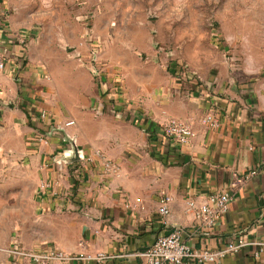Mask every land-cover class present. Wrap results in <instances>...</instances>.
I'll list each match as a JSON object with an SVG mask.
<instances>
[{
    "label": "crops",
    "instance_id": "1",
    "mask_svg": "<svg viewBox=\"0 0 264 264\" xmlns=\"http://www.w3.org/2000/svg\"><path fill=\"white\" fill-rule=\"evenodd\" d=\"M7 5L0 0V53L9 60L0 71V130L11 132L7 154L34 166L38 182L28 192L33 216L0 243V264H34L12 248L110 256L63 264H141L138 253L174 228L196 249L221 250L236 238L255 242L206 264H264V250L255 256L256 243H264V53L256 57V46L239 34L225 42L240 57H223L219 72L201 79L157 73L137 57L108 61L96 76L92 47L90 61L78 58L73 75L62 73L76 80L64 96L45 53L36 55V29ZM118 65L126 100L103 86ZM78 72L89 90L78 84ZM168 118L190 126L185 144L164 138L160 126ZM214 192L230 200L205 226L199 210ZM164 195L171 200L162 217Z\"/></svg>",
    "mask_w": 264,
    "mask_h": 264
},
{
    "label": "rangeland",
    "instance_id": "2",
    "mask_svg": "<svg viewBox=\"0 0 264 264\" xmlns=\"http://www.w3.org/2000/svg\"><path fill=\"white\" fill-rule=\"evenodd\" d=\"M5 2L20 21L36 29V55L43 58L45 53L48 67L63 92L76 80L62 73L73 75L78 58L85 56V61H90L92 47L102 72L108 61L122 63L137 57L142 63L152 62L157 73L162 70L166 75L199 79L202 74L218 73L223 57H234L233 62L240 57L225 42L233 41L239 34L256 46L251 49L256 57L264 53V0ZM117 68L110 80L106 76L103 86L106 92L116 87L122 100H126L123 72L119 65ZM84 69L92 72L88 67ZM77 76L78 84L89 90L87 76L81 72ZM66 92L64 96L68 95ZM10 137V130H0V243L9 242L26 226L27 218H32L28 192L38 182L34 166L7 154L4 143Z\"/></svg>",
    "mask_w": 264,
    "mask_h": 264
},
{
    "label": "built area",
    "instance_id": "3",
    "mask_svg": "<svg viewBox=\"0 0 264 264\" xmlns=\"http://www.w3.org/2000/svg\"><path fill=\"white\" fill-rule=\"evenodd\" d=\"M8 61L9 60L0 53V71L6 68ZM92 71L96 76L103 73L102 69L96 67H92ZM205 119L212 125L217 124V119L212 114H208ZM160 127L164 138L176 145L185 144L192 136L190 126L176 118H168L164 120ZM104 163L106 167L110 165L108 161ZM254 173L255 171L252 170L246 176L236 177L233 180V183L238 185V183L244 180V178ZM170 200L171 198L168 195H164L159 199L158 213L162 217L168 214ZM207 200L210 205H202L199 210V215L201 216L204 225L210 226L223 212L226 211L230 196L225 192H214L210 194ZM181 233L180 228H174L167 234L158 235L150 246L138 253L142 260L141 264L215 263L226 256L227 253H236L241 247L246 246L248 243H255L245 242L242 238H236L235 240L228 242L221 250H211L208 248L196 249L190 247L182 240ZM256 244H260V249L255 254V256L258 257L264 250V243L257 242ZM9 252L14 256L27 258L34 264H63L72 261L90 260L102 261L110 258L109 255L103 253H97L95 255L67 253L56 248H36L31 250L12 248L9 249Z\"/></svg>",
    "mask_w": 264,
    "mask_h": 264
},
{
    "label": "water",
    "instance_id": "4",
    "mask_svg": "<svg viewBox=\"0 0 264 264\" xmlns=\"http://www.w3.org/2000/svg\"><path fill=\"white\" fill-rule=\"evenodd\" d=\"M74 153H75V155H73V157H72V159H76L77 158V153H76V151H74Z\"/></svg>",
    "mask_w": 264,
    "mask_h": 264
}]
</instances>
